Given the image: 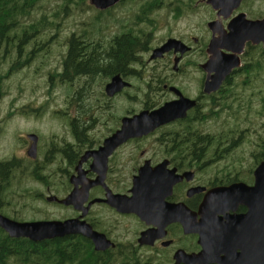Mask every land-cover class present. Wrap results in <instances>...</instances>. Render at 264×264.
Segmentation results:
<instances>
[{
  "label": "flooded vegetation",
  "instance_id": "af4514ba",
  "mask_svg": "<svg viewBox=\"0 0 264 264\" xmlns=\"http://www.w3.org/2000/svg\"><path fill=\"white\" fill-rule=\"evenodd\" d=\"M122 1L124 0H121L119 3ZM205 1L206 0H203L204 4ZM206 6L209 8V15L212 16V19L206 23V34L205 29L204 31L201 29L199 30L201 35L198 34V39L191 37L188 42L186 40L184 42L183 38H179L180 40L169 38L184 43L190 48L188 52L180 55L179 53H175L174 50H170L157 59H150L152 51L162 46L168 39L158 47L150 50L151 53L148 60L151 63L155 62L154 64L157 65L153 68L152 74L150 75L151 78L155 79L154 87L156 88V92L153 93L154 89L148 85V91L142 92L141 94L146 97L141 109L133 111L126 110L123 116L116 118L113 123L109 124L110 127H108V133L106 136L102 137L99 135L98 133L100 129H96L99 126H107L108 123L111 122L113 116L111 113L113 109L111 101L122 95L130 99L131 96L129 93H131L130 91H132L133 88L130 80L132 79V75L135 74V71L131 62H127L126 64V75L115 73L116 66H114L115 72L111 75L108 72H104L110 62L112 63L113 61L110 59L111 55H109L111 53L109 48L111 45L115 46L116 44L113 38L122 35L127 28L122 27L116 35L110 37L112 40H106L107 36L105 35L104 41H98L99 38L95 36L93 37L94 39L90 40L83 39L77 41H65L63 43L62 49L64 55H67L73 48L76 53H79L81 58L85 56L88 60L91 58L96 60L99 76H95L92 80L86 77L87 74H78V76H75L73 73H70L71 69L66 70V68H64L62 60L59 65L60 69L57 72H62L65 76L70 74L69 77H65V79L61 81L54 75L52 76L55 78L54 80L50 79L51 74L46 75L48 88L58 86L63 87L65 90L64 99L66 100V105L63 110H55V112L58 111V113L64 116L66 125L68 123L67 129L69 133L67 135L65 133L66 137L64 136V138H61L59 143H46V148H43L40 144L41 136L38 132H35V134H27L26 137L20 138L21 140H24L25 151L31 145V141L27 136H37L35 158H30L27 154H25L24 157L27 163L32 164V172H36V179H33L36 184L30 186L24 185V188L21 191L22 194H17L18 207H30L31 203H39L65 212L61 218H51V220L48 221L78 219L89 224L94 231L104 235L107 240L114 244V247L105 251L97 252L93 249V252L95 253L94 258H96V254L106 253L113 257L110 258L108 262L111 263L113 261L115 264L114 260L117 261V259H114V256L122 253V251L125 253L128 247H132L135 248L139 254L142 249H145L150 252L147 255L155 254L159 258L165 256L167 260L174 264L173 255L176 251L184 250L186 253H197L200 251L201 247L198 245V235L196 233L185 234L181 222H173L166 225L164 228V237L156 239L151 245H139L138 240L140 239L141 234L145 231L156 228L152 225H146L145 222L141 221L135 214L119 213L116 209L104 202L106 198V189L112 195H125L130 197L133 179L139 175L142 167H146L144 170V176H146L148 180L158 181L160 204L163 207H177L180 212L182 207H185L190 213L196 215V219H198L199 208L208 192L223 189L233 183L240 182L237 179L230 178L229 175L225 176V162L227 157L225 154L224 158L223 153H220L222 147H215L214 145L215 138L219 140L221 137L217 136V133H219V125H216L214 130L212 120L218 122L221 115L225 114V111L236 110L238 112H253L255 108L259 109L257 112L260 111L257 115L260 114L261 119H264V68H261L257 74L248 73L246 70H244L245 72L240 71L241 69L243 70L242 65L244 63V58L249 59L255 51H260L259 55H261L264 53V46L261 43L252 44L251 42H246L240 56V66L232 70L230 75L222 81L220 87L216 91L205 92L204 84L207 78V73L203 70L202 65L208 61L207 48L209 41L212 38V34L208 29V24L218 21L222 28L225 29L230 19L240 13L238 8L233 10L228 19H225L223 16H217L218 11L213 10L209 5ZM110 9L100 12H108ZM203 34H205V37ZM200 37L204 38L202 42L200 41ZM2 45H4V47L2 48L1 59H3L4 55L8 53L7 46L15 45L14 49L18 50L16 57L22 56L23 63L27 65L32 60H36L39 54L43 53L38 52V49L45 50V54H48V57H50L54 50V42L51 40H18L17 42L12 43L0 41V50ZM107 47L109 48L106 50ZM26 49L29 50L26 51ZM99 53H101V56H99ZM196 53H200L202 56L200 62L196 63L186 59L190 54ZM261 56L259 57L261 58ZM177 58H179V60L177 64H175L174 60ZM171 64L172 68L170 66ZM1 65L3 67V63ZM193 65L196 66V83L194 82L193 84L196 91L187 95L183 93V84L177 83H179V78L182 73L185 72L188 74L190 71L184 67ZM169 70L171 71L170 76L167 73ZM8 71L11 70L8 69ZM52 71L51 68V72ZM161 72L164 74L162 77H160ZM106 74L108 75L106 76ZM116 75H119L124 82L129 83V86L123 88L121 92L114 96L109 97L105 93V86L110 82L111 78ZM240 76L245 78V81L242 83L246 85L242 87L238 93H228L229 90L237 86L234 80ZM4 78L5 75L3 74L2 68L0 71V79H2L0 91L2 89ZM96 81H98V83H96ZM256 83L259 84L258 87H255ZM168 93L170 94L169 98L164 100L163 96H168ZM157 95H161L162 100L156 107L148 109L149 111L157 109L165 103L177 101L180 96L190 101H194V105L186 111L183 118L175 119L163 124L152 133L143 137L132 138L117 147L107 157L103 186H92L87 190V195L84 193L79 197V199L85 198L82 205H80V210H76L73 204L67 206L60 204L58 201L66 198L75 188V186L70 183L72 177H78V175L81 177V173H84L83 178L78 179L77 185V189L80 190L81 193H83V188L87 186V180L93 181L97 178V174L91 169L93 158L90 156L80 164L79 162L81 158L87 153L98 151L102 147L103 142L120 128L121 119L123 117H132L140 111L147 110L146 107L148 108L155 105L150 98ZM229 96L233 97V102L238 100L235 102L236 104L232 106L225 105L218 110L219 106L216 105L217 102H221L222 99ZM250 107L251 110L248 109ZM260 117L257 119H260ZM225 122L229 124L231 123L229 121ZM238 125L241 127L237 136L231 137L229 133H225V143L227 145H229V143H233L234 145L241 143L242 139L248 134L249 128L255 126V124L248 119L240 121ZM223 132H225V129H223ZM92 133L94 134L91 135ZM141 142L142 144L147 143L148 145L153 146H150L148 149L143 148L144 146H142L143 149L138 148L136 150L138 159L129 158L126 160L131 169L130 174L127 176L129 181L124 178L126 176L122 177L120 180L116 179L117 177L114 176V168L115 159L119 152L125 149L128 145L140 144ZM262 160H264V156L259 159L255 168ZM12 161L14 165V160L1 163L4 164ZM207 169L213 170V173L208 174L206 172ZM254 170L251 173V179L247 185H252L254 182ZM20 171L21 173H25L27 169ZM56 174L58 175V181L55 184ZM14 177L15 169H0V215L17 222H28L25 220H17L19 212L11 202L13 196L10 195L8 198L6 194L8 188H10L9 182ZM129 184L130 187H128ZM55 186H58L62 193H57ZM49 197H54L57 201H49ZM97 206H102L122 217L134 218L138 229L134 232L133 241L125 242L112 238L109 231L104 229V224L92 216L94 213L93 209ZM244 212L245 209L239 207L234 213L229 212V214L237 215ZM165 215V213L162 215L163 220H165ZM35 221L43 220H32L29 222ZM183 241L190 242V245L184 246ZM120 247H122V250Z\"/></svg>",
  "mask_w": 264,
  "mask_h": 264
},
{
  "label": "rangeland",
  "instance_id": "374dc122",
  "mask_svg": "<svg viewBox=\"0 0 264 264\" xmlns=\"http://www.w3.org/2000/svg\"><path fill=\"white\" fill-rule=\"evenodd\" d=\"M146 1H154L156 3L159 1L157 9L151 14V27H145L147 31L150 28V36L147 42L149 48L141 54L139 62L136 64L139 75L134 76L130 80L133 85L132 91L129 93L131 98H126L124 95L114 98L111 101L113 105L111 122L107 126H99L96 129H100L98 134L103 137L108 133L109 124L113 123L116 118L123 116L126 110L141 109L143 102L146 100L145 95L141 94L148 91V85L154 89L153 93L156 92L154 87L155 79L151 78L150 75L153 68L157 65L154 64L155 62L151 63L148 60L151 53L150 50L158 47L169 38H183L184 42L185 40L188 42L191 37L198 39V34L201 35L199 33L201 29L203 31L205 29L206 34V23L212 19V16L209 15V8L204 4L203 0H124L108 12L96 10L90 4V0H78L77 3L75 2L68 6L67 12L64 14L60 13V20H57V28L53 25L52 14L55 11H61L62 7L59 5L58 0H45L39 3L36 10L31 12V16L24 20L20 27L37 22L44 14H48L50 25L40 27L39 33L34 37H31V32L27 33L28 36H25V41H53L54 50L50 57L45 54V50L38 49V52L43 53L39 54L36 60H32L27 65L23 63L22 56L16 57L18 50L14 49L15 45L7 46L8 53L4 55L3 59L0 58V71L3 68V74L5 75L1 89L2 96L0 97V163L14 160V165L11 169H15V177L10 180V188H8L6 194L8 198L10 195L13 196L11 202L19 212L17 220L28 222L32 220L44 221L51 220V218H61L65 214L64 211L57 208L39 203H31L30 207L22 206V208H19L17 203V194H22L21 191L24 185L36 184L33 180L36 179V172H32V164L27 163L24 159L28 149L24 151V140L20 138L26 137L27 134L38 132L41 136L40 144L43 148H46V143H59L60 139L64 138L65 133L66 135L69 133L67 129L68 123L66 125L64 116L58 111L55 112V110H63L66 105V100L64 99L65 90L63 87L58 86L48 88L46 82L47 74H51L50 79L54 80L55 78L52 76L60 69V61L64 55L63 43L67 41L72 33L80 36L83 32L88 33V35H90V32H94L110 38L116 35L122 27L127 26L133 30L135 16L139 14V7ZM238 10L246 13L248 18L263 16L264 0H242ZM18 34L20 35V33ZM205 34H203L204 37ZM18 40L14 38L4 42L12 43ZM202 40L204 38L200 37L201 42ZM3 47L4 45L1 46L0 57L2 56ZM28 50L26 49V51ZM259 54L260 51L252 53L256 62L264 65V57L260 59ZM186 59L197 63L201 61L202 56L200 53L190 54ZM170 66L172 68V64ZM184 68L190 71L188 74L182 73L177 84H183V93L188 95L196 91L193 85L196 79V66H186ZM8 69L11 71H8ZM167 73L169 76L171 75L170 70ZM163 75L161 72L160 77ZM243 81H245V78L242 76L235 78L234 82L237 86L229 90L228 93H238L246 85L242 83ZM139 86L140 88H137ZM258 86L259 84L256 83L255 87ZM169 96V93L168 96H163L164 100L169 98ZM232 98V96H229L222 99L221 102H217L218 110L225 105H235L238 100L233 102ZM150 99L157 105L161 102L162 96L157 95ZM248 109L251 110V107ZM258 110V108H255L253 112L225 111V114L221 115L218 122L212 120L214 130L216 125H219L217 136L221 137L219 140L215 138L214 145L215 147H222L220 153H223L224 158L225 154L227 157L226 162L224 160L225 176L229 175L230 178L246 184L249 183L251 173L259 159L264 156V119H261L260 114L257 115L260 112H257ZM259 117L260 119H257ZM244 119H248L255 126L249 128L248 134L242 139L241 143L237 145L229 143L227 145L225 143V133H229L231 137L237 136L241 127L238 123ZM225 121L231 123L229 124ZM223 129H225V132H223ZM142 146L148 149L153 145L142 144L141 142L140 144L128 145L119 152L115 159L114 176L117 177L116 179L120 180L126 176L124 178L129 181L127 176L130 174L131 169L126 160L129 158L138 159L136 150L142 148ZM24 169H27V171L21 173L20 170ZM206 172L212 174L213 170L207 169ZM57 176L56 174L55 184L58 181ZM128 187H130V184ZM55 188L57 193H62L58 186H55ZM93 210L92 216L104 224V229L109 231L112 238L125 242L133 241L134 232L138 229L134 218L119 216L102 206H97ZM183 245L189 246L190 242L183 241ZM149 253L145 249L140 251L142 255Z\"/></svg>",
  "mask_w": 264,
  "mask_h": 264
},
{
  "label": "water",
  "instance_id": "95a60500",
  "mask_svg": "<svg viewBox=\"0 0 264 264\" xmlns=\"http://www.w3.org/2000/svg\"><path fill=\"white\" fill-rule=\"evenodd\" d=\"M120 1L90 0V4L99 11H105ZM241 2L242 0H206L205 4L218 11L217 16L228 19L233 10L239 8ZM208 29L212 38L207 48L208 61L202 65L207 73L205 92L216 91L232 70L240 66V56L246 42L261 43L264 46V17L252 20L240 12L230 19L225 29L218 21L209 23ZM189 49L179 40L168 39L162 46L152 51L150 59H157L170 50L183 55ZM178 60L179 58L175 59L174 63L177 64ZM128 86L129 83L116 75L105 86V93L112 97ZM193 105L194 101L180 96L179 100L165 103L157 109L143 110L132 117H123L120 128L103 142L102 147L98 151L85 154L79 162L81 164L91 156L93 158L91 169L97 174V178L93 181L86 179L87 186L81 193L77 185L78 179L83 178L84 173H81V177L80 175L72 177L70 183L75 188L58 202L66 206L73 204L76 210H80L85 198L79 197L84 193L87 195V190L92 186H103L107 157L117 147L132 138L146 136L163 124L183 118ZM27 137L31 145L26 154L30 158H35L37 136ZM145 168L142 167L139 175L134 177L130 197L112 195L106 189L104 200L117 212L135 214L146 225L156 228L143 232L138 240L139 245H151L156 239L164 237L166 225L181 222L185 234L198 235V245L201 249L197 253L176 251L173 255L174 264H264V160L253 172L252 185L237 182L223 189L208 192L199 208L198 219L185 207H182L181 212L177 207H163L160 204L159 183L144 176ZM48 200L57 201L54 197H49ZM239 207L244 208L245 212L229 214L234 213ZM164 213L165 220L162 218ZM0 229L9 238H26L32 242L78 235L88 240L97 252L114 247L104 235L78 219L17 222L0 215Z\"/></svg>",
  "mask_w": 264,
  "mask_h": 264
},
{
  "label": "trees",
  "instance_id": "16d2710c",
  "mask_svg": "<svg viewBox=\"0 0 264 264\" xmlns=\"http://www.w3.org/2000/svg\"><path fill=\"white\" fill-rule=\"evenodd\" d=\"M42 1L45 0H0V41L4 42L5 40H12L14 38L25 40V36H28L27 33L31 32V37H34L39 33L40 27L49 26L48 14H44L37 22L20 27L22 22L31 16V12L35 11ZM58 1L62 8L61 11H55L52 14L55 28L58 25L57 20H60V13L64 14L67 12L69 5L78 2V0ZM157 3L154 1L142 3L139 7V14L135 16L134 29L131 30L125 26L127 30L122 35L113 38L116 43L115 46L111 45L110 48H106V50L110 49L111 53L109 55H111L110 59L113 61L112 63L110 62L104 72H108L111 75L115 72L114 66H116L115 73L126 75V64L127 62H131L135 71L132 78L138 76L136 64H138L141 54L149 48L147 42L150 36V28L147 31L145 27H151V14L157 9ZM261 17V15L254 16V18ZM95 36L99 38L98 41H104L105 39V35L94 32H90V35H88V33L83 32L80 36L72 33L67 41L90 40L94 39L93 37ZM106 40H112V38H106ZM261 55L260 59L264 57L263 54ZM99 56H101V53H99ZM244 62L245 64L243 63V70L241 69V72H245L244 70H246L248 73L257 74L261 68H264V65L256 62L254 55L249 59H244ZM62 63L64 68L66 70L71 69L70 73H73L75 76L87 74L86 77L91 80L99 72L96 60L93 58L88 60L85 56L81 58L79 53H76L73 48L67 55H63ZM54 76L63 81L70 74L65 76L62 72H55ZM1 82L2 79H0V84ZM137 88H140V86ZM1 96L2 93L0 91ZM156 106L146 107V109L148 110ZM12 166L13 161L4 164L0 163V169L7 170L12 168ZM120 248L122 250V247ZM94 254L92 244L81 236L32 242L26 238H9L0 229V264H114L113 261L111 263L108 262L110 258H113L112 256L106 253H99L94 258ZM114 259H117V261L114 260L115 264H172L165 256L159 258L155 254L141 255L132 247H128L125 253L122 251V253L114 256Z\"/></svg>",
  "mask_w": 264,
  "mask_h": 264
}]
</instances>
